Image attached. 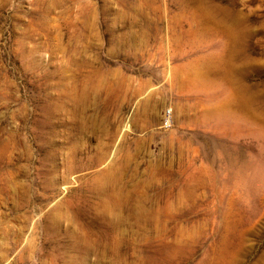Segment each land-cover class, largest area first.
Listing matches in <instances>:
<instances>
[{
	"label": "rangeland",
	"instance_id": "374dc122",
	"mask_svg": "<svg viewBox=\"0 0 264 264\" xmlns=\"http://www.w3.org/2000/svg\"><path fill=\"white\" fill-rule=\"evenodd\" d=\"M0 264H264V0H0Z\"/></svg>",
	"mask_w": 264,
	"mask_h": 264
}]
</instances>
